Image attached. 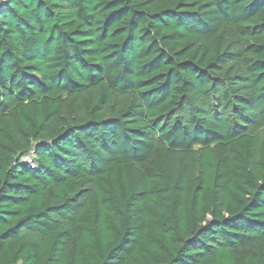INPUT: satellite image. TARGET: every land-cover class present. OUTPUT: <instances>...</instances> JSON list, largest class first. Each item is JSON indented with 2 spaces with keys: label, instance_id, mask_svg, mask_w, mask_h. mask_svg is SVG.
Instances as JSON below:
<instances>
[{
  "label": "trees",
  "instance_id": "16d2710c",
  "mask_svg": "<svg viewBox=\"0 0 264 264\" xmlns=\"http://www.w3.org/2000/svg\"><path fill=\"white\" fill-rule=\"evenodd\" d=\"M0 264H264V0L2 2Z\"/></svg>",
  "mask_w": 264,
  "mask_h": 264
},
{
  "label": "built area",
  "instance_id": "2783aa9c",
  "mask_svg": "<svg viewBox=\"0 0 264 264\" xmlns=\"http://www.w3.org/2000/svg\"><path fill=\"white\" fill-rule=\"evenodd\" d=\"M5 0H1V2H4ZM25 161L28 162V163H31V159L29 157H26L25 158Z\"/></svg>",
  "mask_w": 264,
  "mask_h": 264
},
{
  "label": "water",
  "instance_id": "95a60500",
  "mask_svg": "<svg viewBox=\"0 0 264 264\" xmlns=\"http://www.w3.org/2000/svg\"><path fill=\"white\" fill-rule=\"evenodd\" d=\"M1 4H2V2H1V0H0V7H1Z\"/></svg>",
  "mask_w": 264,
  "mask_h": 264
}]
</instances>
